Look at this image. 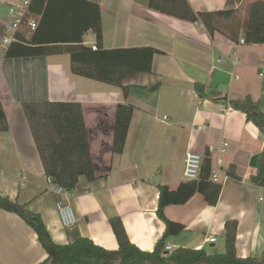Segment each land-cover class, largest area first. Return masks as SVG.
I'll use <instances>...</instances> for the list:
<instances>
[{"label":"crops","instance_id":"0c3cea01","mask_svg":"<svg viewBox=\"0 0 264 264\" xmlns=\"http://www.w3.org/2000/svg\"><path fill=\"white\" fill-rule=\"evenodd\" d=\"M101 8L103 47L150 48L153 72L129 78L128 98L121 88L76 76L70 56L6 59L0 55V100L9 129L0 132V194L17 200L41 215L55 243L70 244L90 238L110 251L120 246L110 220L120 217L131 242L153 251L166 232L156 212L159 185L177 189L184 178L189 152L210 154L212 171L221 178L222 191L215 206L201 194L185 205L165 209L167 218L185 230L166 245L225 250V223H238L237 256L260 258L264 254V187L252 183L264 149V134L246 114L230 102L252 97L264 112V46L241 43L256 0H188L196 13L235 9L241 34L238 42L227 34H211L199 22L181 20L151 8V0H89ZM0 0V25L10 22L9 4ZM96 43L93 32L85 35ZM235 60L237 64H234ZM158 82L159 90L144 87ZM204 85L199 94L196 85ZM79 102L89 132L97 179H79L67 198L49 181L36 149L24 102ZM135 107L126 148L113 153L117 107ZM229 145L221 151L222 143ZM235 167L236 179L226 172ZM77 223L66 228L57 201L66 200ZM216 238L215 242H210ZM170 251V252H172ZM48 258L36 232L19 215L0 209V264H40Z\"/></svg>","mask_w":264,"mask_h":264},{"label":"trees","instance_id":"16d2710c","mask_svg":"<svg viewBox=\"0 0 264 264\" xmlns=\"http://www.w3.org/2000/svg\"><path fill=\"white\" fill-rule=\"evenodd\" d=\"M150 6L181 20L194 23L201 21L211 34L221 31L232 41L240 40L241 20L235 9L196 13L188 0H151ZM249 11L244 43L264 46V0L254 1ZM30 14L38 18L36 29L31 34L18 33L16 41L3 51L6 59L69 54L74 75L119 87L126 98L132 88L126 85L127 79L138 74H151L154 56L161 53L154 47L114 50L104 48L101 8L89 0H33ZM89 32L96 36V50L84 43L85 35ZM161 86L162 83L158 82L144 88L156 91ZM196 89L201 95L204 85L198 84ZM230 104L234 110L243 111L247 121L253 122L264 134V112L257 101L247 96ZM23 110L49 181L71 191L77 187L82 177L90 182L97 179L81 103L24 102ZM134 111L135 107L129 103H120L117 107L112 145L116 155L122 154L126 148ZM8 129V119L0 100V132L4 133ZM260 160L251 180L264 187V149ZM203 161L198 180H188L177 189L159 185L160 196L156 212L167 229L155 243L153 251L142 250L131 242L120 217L110 220L120 246L118 251H110L84 237L66 245L55 243L42 216L7 195L0 194V209L19 215L36 232L39 243L48 253V258L40 264H264V254L260 258L237 256L238 223L235 220L225 223L226 246L222 253L210 254L204 249L190 247L166 251L167 240L185 230L184 225L167 218L164 211L168 206L185 205L196 194L203 195L210 206L219 202L223 186L211 180L212 161L209 152L205 154ZM235 170V167H230L226 172L227 176L236 179Z\"/></svg>","mask_w":264,"mask_h":264},{"label":"built area","instance_id":"2783aa9c","mask_svg":"<svg viewBox=\"0 0 264 264\" xmlns=\"http://www.w3.org/2000/svg\"><path fill=\"white\" fill-rule=\"evenodd\" d=\"M33 0H13L9 4L8 15L11 18L9 23L0 25V50L6 49L12 42L16 41L18 33H32L37 27L38 18L30 14V8ZM244 43V40H241ZM95 50L96 45H92ZM234 64H237L235 60ZM221 151H225L228 147L227 142L222 143ZM203 158L201 155L189 152L186 156V167L184 171V178L186 181L198 180L203 167ZM211 180L214 183L220 184L221 178L215 170L211 173ZM57 192L64 195L65 198L69 196V190L57 184ZM57 210L60 214L62 225L66 228L72 227L77 223L76 214L73 208L66 200L57 201ZM210 242H215L216 238H211ZM201 250V249H200ZM166 251H172V247L167 246Z\"/></svg>","mask_w":264,"mask_h":264},{"label":"rangeland","instance_id":"374dc122","mask_svg":"<svg viewBox=\"0 0 264 264\" xmlns=\"http://www.w3.org/2000/svg\"><path fill=\"white\" fill-rule=\"evenodd\" d=\"M3 51H4L3 49H2V50H0V54H1V55H2Z\"/></svg>","mask_w":264,"mask_h":264}]
</instances>
